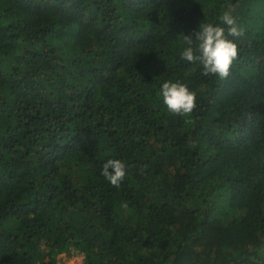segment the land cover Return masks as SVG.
Segmentation results:
<instances>
[{"label": "trees", "instance_id": "obj_1", "mask_svg": "<svg viewBox=\"0 0 264 264\" xmlns=\"http://www.w3.org/2000/svg\"><path fill=\"white\" fill-rule=\"evenodd\" d=\"M225 11L244 34L220 80L180 53ZM168 80L196 94L190 116L166 110ZM71 249L264 264V0H0V264Z\"/></svg>", "mask_w": 264, "mask_h": 264}, {"label": "clouds", "instance_id": "obj_2", "mask_svg": "<svg viewBox=\"0 0 264 264\" xmlns=\"http://www.w3.org/2000/svg\"><path fill=\"white\" fill-rule=\"evenodd\" d=\"M243 34L236 18L230 11H225L220 16L219 24H201L194 38L184 37L185 47L180 59L189 63L198 62L203 74L226 80L239 54L237 43L229 37L238 39ZM158 94L172 115L187 117L197 107L196 94L180 81H164ZM101 174L113 187L118 188L125 179V164L119 159H109L103 164Z\"/></svg>", "mask_w": 264, "mask_h": 264}, {"label": "rangeland", "instance_id": "obj_3", "mask_svg": "<svg viewBox=\"0 0 264 264\" xmlns=\"http://www.w3.org/2000/svg\"><path fill=\"white\" fill-rule=\"evenodd\" d=\"M84 254L78 250H70L68 253H60L57 255V264H82Z\"/></svg>", "mask_w": 264, "mask_h": 264}]
</instances>
